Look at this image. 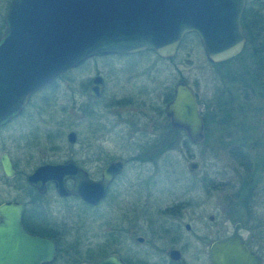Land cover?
<instances>
[{
  "label": "rangeland",
  "instance_id": "1",
  "mask_svg": "<svg viewBox=\"0 0 264 264\" xmlns=\"http://www.w3.org/2000/svg\"><path fill=\"white\" fill-rule=\"evenodd\" d=\"M246 1L250 7H258L255 0ZM9 2L0 0V34ZM261 12L264 14V9ZM249 55L245 44L233 59L212 64L206 59L198 37L191 32L181 38L176 53L170 58L158 57L152 51L131 57L107 55L65 71L33 94L22 113L0 128V150L8 151L18 170L16 178L7 181L8 184L3 182L0 173V188L17 185L19 176L43 163H56L67 157L81 165L88 164L87 161L97 164L98 159L127 157L132 161L122 174L124 185L120 178L116 180L107 199L93 211L92 220L79 203H72L79 215L65 218L76 226L75 230L70 227L65 232L67 240L76 239L78 248L95 254L117 250L122 208L119 191L123 190L130 200L141 202L137 228L146 240L139 247L142 258L156 264H209L207 257L193 256L194 249L190 247L182 252L181 258L170 261L167 250L171 244L178 245L172 238H161L152 230L169 213L182 224H190L198 233L204 225L216 224L225 218L232 219L224 225L226 234L235 221L246 224L251 217L264 218V181L260 167L264 138H257L256 132L251 136L245 129L247 103L255 106L261 101L264 105V88L258 87L257 95L248 89L250 82L264 85V66H257ZM96 73L103 78L105 89L102 100L95 103L87 98L82 82ZM129 78L134 81L132 90H127L131 89L127 88L131 83ZM178 82L190 88L198 103L210 112L211 122L206 125V139L201 143L189 142L184 131L172 128L164 115L165 101ZM138 85L145 86L141 89ZM138 89L141 92L137 93ZM260 90L262 96L258 95ZM128 94L135 97L130 104L108 109L101 106L113 104H109L108 98ZM73 98L76 104L87 109L74 110ZM260 130L264 132V125ZM69 131L75 133L74 143L65 139ZM256 141L258 144L252 145ZM246 151L256 155L258 167L252 178L259 180L256 183L259 189L254 191L255 195L251 194L245 167L238 163L239 155ZM90 154L98 158L90 161ZM145 157L149 159L138 160ZM192 162L198 163L196 170L189 169ZM52 206L62 211L66 208L60 202H53ZM210 215L215 221H208ZM180 231L189 244L194 241L183 225ZM149 244L153 245L151 256L147 252Z\"/></svg>",
  "mask_w": 264,
  "mask_h": 264
},
{
  "label": "water",
  "instance_id": "2",
  "mask_svg": "<svg viewBox=\"0 0 264 264\" xmlns=\"http://www.w3.org/2000/svg\"><path fill=\"white\" fill-rule=\"evenodd\" d=\"M244 5L245 0H10L0 34V124L18 115L35 91L91 57L151 50L158 57L170 58L181 38L193 32L208 61L227 60L244 46L240 23ZM100 90L101 78L95 76L90 94L98 96ZM164 113L170 126L183 130L191 143L202 141L198 104L185 84H175ZM75 138L73 131L66 133L68 143ZM123 162L108 163L96 182L90 181L72 159L39 165L26 181L42 192L50 180L59 195H78L83 201L96 203ZM0 163L3 173L10 176L12 168L5 155ZM197 168V162L189 164L190 170ZM68 179L72 180L69 190L65 184ZM12 207L4 206L0 222V264L50 260L54 242L24 231ZM238 228L239 223L234 224L232 233L210 245L211 264H260ZM168 257L179 259L178 250H169ZM82 264L123 263L116 255H109Z\"/></svg>",
  "mask_w": 264,
  "mask_h": 264
},
{
  "label": "flooded vegetation",
  "instance_id": "3",
  "mask_svg": "<svg viewBox=\"0 0 264 264\" xmlns=\"http://www.w3.org/2000/svg\"><path fill=\"white\" fill-rule=\"evenodd\" d=\"M246 2H245V5H246ZM240 23H241V17H240ZM245 41H246V36H245ZM245 44L246 42H244V46ZM144 51L151 52V50H143V51L128 53V54H108V55H119V56L131 57L133 55L135 56V55L141 54ZM103 56H107V55H103ZM97 57H100V56H97ZM233 57L227 60H224V61L231 60L233 59ZM92 58H96V57H91L89 59H86L80 62L78 65H76L72 69H77L83 63L87 62L88 60ZM224 61L217 62V63H212V62L210 63L220 64ZM256 65L260 66V64H256ZM120 69L122 70V68ZM95 76H100V75L98 73L94 74L92 77H89L87 80H84L82 82V85H83V91H86L87 93V98L90 101L96 103L102 100L104 89H105V83H104L103 78L100 76L101 78L100 93L98 96L91 95L90 90L93 85V78ZM132 80H133L132 78H129L128 82H131V83L127 84L129 87L125 85L124 88L126 87L131 88L127 90H132V88L134 89V87H132L134 86V81ZM144 86L145 85H143L142 87L141 86L139 87L143 89ZM263 86L264 85L261 83H260V86H258V83L250 82L248 84V89L250 90L251 94L257 95V93H255L257 91V88L261 87L263 89L264 88ZM174 87L172 90V94L167 98V100L165 101V104L172 98ZM42 88H40L39 90H41ZM141 89H138L137 93L141 92L140 91ZM39 90L35 91L33 94H35ZM33 94L30 96V98L33 96ZM258 95L262 96V90L258 92ZM134 98L135 97L129 94L123 95V96L121 95L118 97L113 96L111 97V99L108 98L109 104L111 102L113 104L108 105L106 103H102L101 106L104 109L114 108V107H118L117 105L119 104H124V103L130 104L132 99ZM248 101L251 102L252 99ZM165 104H164V107H165ZM197 104H198V109H199V115L201 117L202 124H203V139L202 141L199 142L201 143L206 139L205 128H206V125L210 123L211 121L208 118V114L210 112L204 110L205 108L203 107V104L202 105L199 104L198 101H197ZM247 104H248V107L245 110L246 112L245 116L247 117L248 120L246 121L245 129L249 131L251 136H252V132L253 133L256 132L258 136L257 138H264V132L260 130V127L264 125V105L261 101L258 103V105H255V106L251 105V103L249 104V102ZM72 106L74 110L87 109L82 104L80 105L76 104L75 98L72 99ZM86 106L88 107V105ZM164 107H163V112H164ZM24 108L25 106L23 107V109L18 115L14 116L7 122L0 124V128L6 126L14 118L19 116L24 110ZM254 124L256 125V127L254 126ZM187 140L189 141L188 138ZM258 142L259 141H256L252 145H257ZM2 155H5L8 158L10 162V166L12 168V172L10 176H6L3 173L1 163H0V173L3 178V182L7 183V181H12L13 179L16 178L18 174V170H17L15 162H13L7 150L1 149L0 158ZM239 156L240 158L238 159V163L240 166L245 167V175L249 177V182L251 183V184L249 183L250 184L249 188H250L251 194L253 195L254 191L257 192L259 189V186H257L256 184L259 180L252 178V174L256 171L258 167L256 159H254L256 155L247 154V151H246L244 155H239ZM90 157H91L90 161H92V160H96L98 158V155L90 154ZM67 159H72L79 168L85 171L87 178L90 181H94V182L99 181L101 179L102 170L108 163L114 162L118 159H123L124 162L120 165V171L116 173L112 177V179L109 181L107 187L104 190L103 196L99 200H97L96 203H90V202L83 201L78 195H73V194L59 195L55 190L54 183L50 180L44 183V190L42 192H38L36 188L31 186L26 181L27 175L30 174L34 170L33 169L30 173L23 174V176L22 175L19 176L18 177L19 183L17 185L9 184V185H4L2 188H0V222L2 221L3 216L5 214V209H3L4 206L13 205L15 206L16 209L12 207L11 209H13V211L11 212H14V214H16V216L19 219L20 226L22 227L24 231L30 234H37V235L46 237L50 239L52 242H54V250H53L51 259L48 261L42 262L41 264L93 263L109 255H116L118 260L122 262L123 264H156L155 262L148 261L147 259L142 258L141 254L139 253V247L146 241L144 237L138 234V228H137L138 227L137 222L140 217L139 210L141 208V202L138 199L130 200L128 194H126V192L123 190L119 191V199H120L122 208L120 210V214H119L120 220H119V225L117 228V237H118L117 238V242H118L117 250L95 254L93 253V251L91 252V251H87V249L81 250V248H78L77 246L78 242L76 239L67 240L65 232L67 230L70 231L72 229L70 227H73V230H75L76 226L71 223H68L65 220V218H69L72 215L74 216L79 215L78 212H76L75 210L76 206L72 203H75V202L79 203V205H81L84 209L87 210V212L90 213L89 219L92 220L93 211L97 210L107 199V196L112 186L115 184L116 180L120 178L121 184L124 185L125 182L123 181L122 174L125 172V169L128 166H130V162L132 161L131 159L127 157L120 156V157H113V158H108V159H103V160L98 159L97 164H92L89 161H87L88 164L81 165L74 158L67 157L66 159L60 162L48 163V164L62 163L66 161ZM148 159L149 157H145L143 159H138V160H148ZM43 164H46V163H43ZM260 167H262V174H263L262 180L264 181V158L261 160ZM65 184H66V188L69 190L72 186V180L70 179L66 180ZM238 189L239 188H236V190ZM53 202L64 203V207L66 208L62 211V209L52 206ZM146 204L147 203H144L143 208H146ZM14 214L10 213L11 216ZM169 214H166L167 216H165L163 219L160 220L159 225L156 227L155 230H152L153 231L152 233L158 234V236L161 238H166V237L172 238L173 242H175L178 245V246H175L174 244H171V246L167 250V255H168L169 250L176 249L179 252V258H181L182 252L185 249H189L190 247L194 249L193 256L197 257L200 254L203 257H207L209 261L210 245L214 241L222 239L226 237L227 235H229L230 233H232L234 224L239 223V228L237 232L242 237L244 244L251 252H253L256 256L260 258V264H264V218L261 219V218L251 217L247 220L246 224L243 222L235 221L232 224L231 231L227 234L225 233L226 229L224 225H226L227 221H232V219L225 218L222 221L220 220L219 223L204 225L205 227L200 228V233H198L197 229L196 230L194 228L192 229L190 224L188 223L182 224L180 219L172 218ZM208 221L213 222L215 221V219L210 215L208 217ZM181 225H183V228L187 232V234L191 233V236L194 239L192 243L189 244L188 240H184V236L180 231ZM244 232L246 233V235L243 234ZM173 235L175 236L174 238H173ZM152 251H153V245L149 244V250L147 252L150 254V256L152 254ZM170 261H175V260H170ZM209 264H211L210 261H209Z\"/></svg>",
  "mask_w": 264,
  "mask_h": 264
},
{
  "label": "trees",
  "instance_id": "4",
  "mask_svg": "<svg viewBox=\"0 0 264 264\" xmlns=\"http://www.w3.org/2000/svg\"><path fill=\"white\" fill-rule=\"evenodd\" d=\"M263 1L255 0L254 3L258 6L255 8L250 7L246 2L241 14V26L246 36V46L249 48V56H251V59L256 64H260L261 66H264V62H260L264 58V14L261 12L264 9Z\"/></svg>",
  "mask_w": 264,
  "mask_h": 264
},
{
  "label": "bare ground",
  "instance_id": "5",
  "mask_svg": "<svg viewBox=\"0 0 264 264\" xmlns=\"http://www.w3.org/2000/svg\"><path fill=\"white\" fill-rule=\"evenodd\" d=\"M149 91H151V90H149Z\"/></svg>",
  "mask_w": 264,
  "mask_h": 264
}]
</instances>
